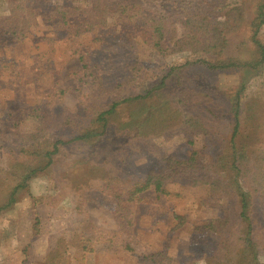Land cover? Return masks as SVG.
<instances>
[{"label": "trees", "instance_id": "trees-1", "mask_svg": "<svg viewBox=\"0 0 264 264\" xmlns=\"http://www.w3.org/2000/svg\"><path fill=\"white\" fill-rule=\"evenodd\" d=\"M247 1L250 0L200 3L207 7L205 12H212L209 19L214 20L212 17L216 14L225 21L190 25L187 35L174 45V50H187L189 56L181 66H173L160 82L150 84L145 73L147 66L137 60L131 63V74L124 82L108 87L102 68L93 65L83 54L78 83L85 95L80 111L72 114L69 110L34 109L32 117L36 119L37 131L28 147L18 146L14 165L6 167L14 171L16 177L8 200L0 204V215L16 205L21 194L28 193L35 178L69 183L68 193L46 197L44 204L50 208L64 205L70 212L82 209L87 193L82 192L80 186L87 179L93 180L120 205L118 233L104 234L106 239L93 242L83 233L76 235L77 229L71 228L72 224L67 225L59 239L48 244L42 264H70L66 254L73 235L76 264H86L88 257L103 243L132 252L131 245L136 241L132 230L145 204L144 195L154 192L167 198L176 196L178 193L171 187L179 182L193 190L205 189L207 200L212 201L207 209L216 216L189 228L185 216L175 214L172 221L167 217L171 234L188 229L190 234L214 239L218 246L216 255H221L229 247H243L252 235L264 233V176L251 179L254 194L250 195L238 164L240 148L258 147L264 151V0L253 2L247 41L250 48L244 41L236 52L229 50L230 36L247 24L244 12ZM169 2L171 0H0V6H6L9 13L0 15V39L13 40L16 45L27 40L31 31L45 27L67 33L72 46L73 39L92 35L102 27L100 16L104 12L106 23L114 27L143 23L141 32L127 37L136 40L135 36H139L150 50L167 57L170 55L167 37L175 19V15L167 12ZM182 11L186 8L181 5L183 16ZM224 13L230 17L226 18ZM195 69L214 75L235 74L240 79L227 98L225 117L218 118L221 123L216 126L211 127L201 114L183 110L190 106L191 97L196 93L189 88L199 79L193 73ZM178 92L182 97L181 109L176 107ZM203 96L207 102V106L204 104L206 116L219 114L209 108L212 103L215 105L209 95ZM198 100L196 109L202 106ZM123 113L138 114L144 121L123 123ZM158 132L207 140L220 137L222 132L225 134L220 137L214 157L208 158L209 147H197L194 142L198 146L199 143L195 140L190 143L195 149L183 160L160 152L153 141ZM116 140L127 143L117 149ZM137 168L140 172H135ZM33 212L35 231H38L41 220L37 202ZM30 250L27 247L24 252ZM256 255L257 264H264V250L258 249ZM159 258L160 254L141 255L138 260L143 264H157Z\"/></svg>", "mask_w": 264, "mask_h": 264}, {"label": "rangeland", "instance_id": "rangeland-1", "mask_svg": "<svg viewBox=\"0 0 264 264\" xmlns=\"http://www.w3.org/2000/svg\"><path fill=\"white\" fill-rule=\"evenodd\" d=\"M203 1L220 4V0H171L167 4V12L175 15L167 37V47L170 49L167 57L150 50L139 36H135L136 40L127 37L128 34L134 36L141 32L143 23L127 28L114 27L106 23L108 20L104 12L100 16L102 27L92 35L73 39L72 46L67 33L54 32L45 27L31 31L27 40L16 45L13 40L0 39V204L8 200L16 177V173L6 167L14 165L18 146L28 147L27 144L37 131L36 119L32 117L34 109L41 107L56 112L69 110L72 114L80 111V102L85 95L78 83V75L82 70L80 56L86 54L92 64L102 68L108 87L124 82L131 74V63L137 60L141 61L142 66H147L145 73L150 84L158 83L173 66H181L189 56L187 50H174L176 41L187 35L190 25L212 20L209 19V13L212 12H205L207 7L200 5ZM253 2L255 0L244 2L247 4L244 6L247 24L230 36V52H236L244 41L250 48L247 41L253 18ZM181 5L186 8V11H182L183 16ZM0 15H9L6 6H0ZM224 15L230 17L227 13ZM212 18L216 23L225 21L216 14ZM193 73L199 79L189 88L196 93L191 97L190 106L183 110L201 114L211 127L216 126L221 121L218 118L225 117L227 98L239 85L240 79L235 74L214 75L202 69H195ZM204 94L215 102V105L211 102L212 107H209L214 110L210 111L219 113L213 114L214 117L208 118L205 114L204 104L207 106V102ZM181 99L178 92V109H181ZM198 99L202 106L196 109ZM139 120L144 121L138 114L123 113L121 117L123 123ZM223 134L220 133V137ZM220 137L212 140L191 139L181 134L169 136L158 132L153 141L165 156L184 160L195 149V146L190 145L195 140L199 143L198 146L194 142L197 147H209L206 151L208 158L214 157ZM126 143L125 140H116L114 144L119 149ZM10 159H13L12 162H9ZM238 164L246 180V191L253 195L251 179L264 176V151L258 147H242ZM135 172H140V168ZM171 189L178 195L168 198L154 192L144 195L145 204L132 230L136 240L131 245L132 252L113 249L110 243L99 244L96 253L88 257L86 264H143L138 260L141 255L156 254L161 255L157 264H257V250H264V233L252 235L243 247H229L221 255H216L218 246L214 239L190 234L188 229L171 234L167 217L171 220L175 214L185 216L189 228L216 216L207 209L212 201L207 200L205 189L193 190L181 182ZM80 190L87 193L82 209L70 212L64 205L54 209L45 206L46 197L68 193L69 183L33 179L28 193L21 194L17 204L0 215V264H42L48 244L54 239L58 240L67 225L72 224L71 228L77 229L76 235L83 233L93 242L106 239L104 234L118 233V202L111 200L91 179L85 180ZM35 202L41 220L38 231H35L33 212ZM27 247L31 250L24 252ZM67 250L66 258L71 260L70 264H76L74 235L70 237Z\"/></svg>", "mask_w": 264, "mask_h": 264}, {"label": "crops", "instance_id": "crops-1", "mask_svg": "<svg viewBox=\"0 0 264 264\" xmlns=\"http://www.w3.org/2000/svg\"><path fill=\"white\" fill-rule=\"evenodd\" d=\"M241 254V253H240ZM240 254H239V256H240Z\"/></svg>", "mask_w": 264, "mask_h": 264}]
</instances>
